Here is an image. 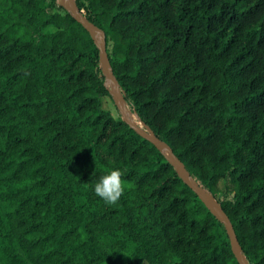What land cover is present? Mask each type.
<instances>
[{
	"label": "trees",
	"instance_id": "trees-1",
	"mask_svg": "<svg viewBox=\"0 0 264 264\" xmlns=\"http://www.w3.org/2000/svg\"><path fill=\"white\" fill-rule=\"evenodd\" d=\"M72 1L129 112L264 264V0ZM96 39L56 0H0V264H238L164 150L102 105ZM112 170L116 205L94 192Z\"/></svg>",
	"mask_w": 264,
	"mask_h": 264
},
{
	"label": "water",
	"instance_id": "water-1",
	"mask_svg": "<svg viewBox=\"0 0 264 264\" xmlns=\"http://www.w3.org/2000/svg\"><path fill=\"white\" fill-rule=\"evenodd\" d=\"M57 4L67 9L72 17L80 23L90 34L96 39V34L98 35L97 40V49H98V64L100 66V70L110 81L109 92L111 93L112 102L119 112L120 118L129 124L140 136L149 140L154 146L164 150V154L170 163L173 164L177 174L181 177L184 183H186L198 196V198L206 204L221 220L226 235L228 237L230 249L238 262V264H248L243 254L241 253L240 246L236 239L235 233L231 226V223L222 210L218 200L207 190L202 188L199 184H197L192 177L189 175L188 171L182 164V162L174 155L170 146H168L163 140L155 136L150 128L146 125H140L138 122L134 121L126 107L125 100L123 98L122 92L120 91L116 79L111 74L107 53L105 49V35L101 28L96 26L93 22L88 20L81 12L77 9L72 0H56Z\"/></svg>",
	"mask_w": 264,
	"mask_h": 264
},
{
	"label": "clouds",
	"instance_id": "clouds-1",
	"mask_svg": "<svg viewBox=\"0 0 264 264\" xmlns=\"http://www.w3.org/2000/svg\"><path fill=\"white\" fill-rule=\"evenodd\" d=\"M122 172L112 170L102 176L94 185L95 195L102 198L108 205H116L125 193V186L122 181Z\"/></svg>",
	"mask_w": 264,
	"mask_h": 264
},
{
	"label": "rangeland",
	"instance_id": "rangeland-1",
	"mask_svg": "<svg viewBox=\"0 0 264 264\" xmlns=\"http://www.w3.org/2000/svg\"><path fill=\"white\" fill-rule=\"evenodd\" d=\"M51 28H53V27L50 26L49 29H51ZM108 46H109V43H108ZM125 103H126V102H125ZM102 105H103L104 107H108V108H110L114 113H116V112H115L116 108H115L113 102H111L108 98H104V99H103V101H102ZM126 107H127L128 110H131L130 107H129V105H128L127 103H126ZM131 111H132V110H131ZM118 115H119V112H118Z\"/></svg>",
	"mask_w": 264,
	"mask_h": 264
},
{
	"label": "bare ground",
	"instance_id": "bare-ground-1",
	"mask_svg": "<svg viewBox=\"0 0 264 264\" xmlns=\"http://www.w3.org/2000/svg\"><path fill=\"white\" fill-rule=\"evenodd\" d=\"M128 113H129L130 117H131L134 121L138 122L140 125H145L143 122L140 121V119L138 118V116L136 115V113L129 112V110H128Z\"/></svg>",
	"mask_w": 264,
	"mask_h": 264
}]
</instances>
